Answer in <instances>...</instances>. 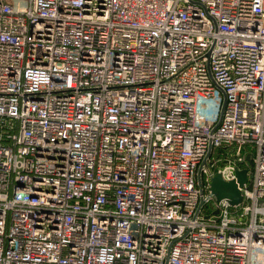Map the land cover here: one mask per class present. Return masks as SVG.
Masks as SVG:
<instances>
[{
  "label": "built area",
  "instance_id": "obj_1",
  "mask_svg": "<svg viewBox=\"0 0 264 264\" xmlns=\"http://www.w3.org/2000/svg\"><path fill=\"white\" fill-rule=\"evenodd\" d=\"M0 264H264V0H0Z\"/></svg>",
  "mask_w": 264,
  "mask_h": 264
},
{
  "label": "water",
  "instance_id": "obj_2",
  "mask_svg": "<svg viewBox=\"0 0 264 264\" xmlns=\"http://www.w3.org/2000/svg\"><path fill=\"white\" fill-rule=\"evenodd\" d=\"M246 162L249 165L252 164L250 156L246 158ZM248 173V169L238 171L236 182H226L219 173H216L211 179V193L218 202L221 200H227L231 206L241 205L244 202V196L241 189L248 184ZM200 180L201 177L199 175V181Z\"/></svg>",
  "mask_w": 264,
  "mask_h": 264
},
{
  "label": "rangeland",
  "instance_id": "obj_3",
  "mask_svg": "<svg viewBox=\"0 0 264 264\" xmlns=\"http://www.w3.org/2000/svg\"><path fill=\"white\" fill-rule=\"evenodd\" d=\"M10 2H12L13 4L20 2L22 5H26V0H10ZM215 201H217L215 199ZM215 213H218V211H215Z\"/></svg>",
  "mask_w": 264,
  "mask_h": 264
}]
</instances>
